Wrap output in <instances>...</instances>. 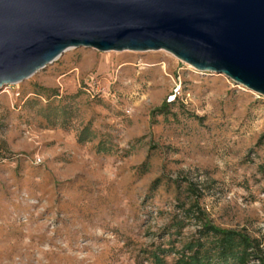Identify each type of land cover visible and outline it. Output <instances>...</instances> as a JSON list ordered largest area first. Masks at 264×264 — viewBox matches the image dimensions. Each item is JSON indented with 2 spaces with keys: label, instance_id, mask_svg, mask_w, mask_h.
<instances>
[{
  "label": "rangeland",
  "instance_id": "obj_1",
  "mask_svg": "<svg viewBox=\"0 0 264 264\" xmlns=\"http://www.w3.org/2000/svg\"><path fill=\"white\" fill-rule=\"evenodd\" d=\"M194 197L264 250V96L163 49L71 47L0 87V264H152Z\"/></svg>",
  "mask_w": 264,
  "mask_h": 264
},
{
  "label": "water",
  "instance_id": "obj_2",
  "mask_svg": "<svg viewBox=\"0 0 264 264\" xmlns=\"http://www.w3.org/2000/svg\"><path fill=\"white\" fill-rule=\"evenodd\" d=\"M71 47L163 49L264 96V0H0V87Z\"/></svg>",
  "mask_w": 264,
  "mask_h": 264
},
{
  "label": "trees",
  "instance_id": "obj_3",
  "mask_svg": "<svg viewBox=\"0 0 264 264\" xmlns=\"http://www.w3.org/2000/svg\"><path fill=\"white\" fill-rule=\"evenodd\" d=\"M179 211L169 226L179 234L180 228L192 220L197 227L177 249L155 245L146 253L152 264H264V250L258 241L244 231L224 228L205 218L196 197L179 203ZM169 257V259H167Z\"/></svg>",
  "mask_w": 264,
  "mask_h": 264
}]
</instances>
